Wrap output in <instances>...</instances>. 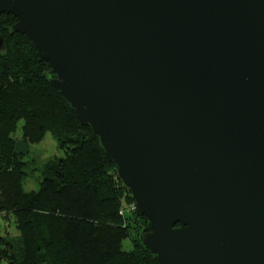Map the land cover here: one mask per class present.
<instances>
[{"label":"water","instance_id":"1","mask_svg":"<svg viewBox=\"0 0 264 264\" xmlns=\"http://www.w3.org/2000/svg\"><path fill=\"white\" fill-rule=\"evenodd\" d=\"M1 13L116 164L159 264H264V0H0Z\"/></svg>","mask_w":264,"mask_h":264},{"label":"trees","instance_id":"2","mask_svg":"<svg viewBox=\"0 0 264 264\" xmlns=\"http://www.w3.org/2000/svg\"><path fill=\"white\" fill-rule=\"evenodd\" d=\"M2 37L0 214L14 216L19 234L0 235V264H159L143 241L149 218L136 213L99 137L46 77L51 64L26 34ZM47 132L64 155L40 166V187L27 191L29 146Z\"/></svg>","mask_w":264,"mask_h":264},{"label":"rangeland","instance_id":"3","mask_svg":"<svg viewBox=\"0 0 264 264\" xmlns=\"http://www.w3.org/2000/svg\"><path fill=\"white\" fill-rule=\"evenodd\" d=\"M11 14L12 13L9 14L4 13V15L2 16L7 23H11V21L13 20L15 21V19L12 18V15L14 14L12 15ZM15 136H17V138H21L22 136L21 125L19 126L17 132L15 133ZM63 155H64V151L59 148L57 140L50 132L46 133L44 139L41 142L31 144L29 146V155L27 156V160L34 159L33 161L34 163L29 165V167L27 168L28 175L24 182L25 189L27 191L38 189L40 187V181L42 179L40 166L44 165L45 163L54 161L62 157ZM18 234L19 231L16 227L14 216L0 214V235L16 236ZM124 247L126 249L131 248L130 239L124 241ZM2 264H8V262L6 260H3Z\"/></svg>","mask_w":264,"mask_h":264},{"label":"flooded vegetation","instance_id":"4","mask_svg":"<svg viewBox=\"0 0 264 264\" xmlns=\"http://www.w3.org/2000/svg\"><path fill=\"white\" fill-rule=\"evenodd\" d=\"M8 14V13H5ZM4 13L0 14V35L2 37V35H7V31L12 29V26L17 22L18 19H16L15 21L12 22V24L7 23L4 19L3 16ZM20 33V32H19ZM22 34V33H21ZM7 37V36H6ZM3 39V37H2ZM5 49V45H4V41H3V46L0 48V52L3 51Z\"/></svg>","mask_w":264,"mask_h":264},{"label":"built area","instance_id":"5","mask_svg":"<svg viewBox=\"0 0 264 264\" xmlns=\"http://www.w3.org/2000/svg\"><path fill=\"white\" fill-rule=\"evenodd\" d=\"M124 211L122 210L121 213H123Z\"/></svg>","mask_w":264,"mask_h":264}]
</instances>
